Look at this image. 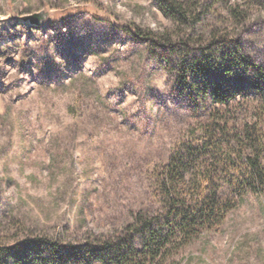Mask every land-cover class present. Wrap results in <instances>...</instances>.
<instances>
[{
  "label": "rangeland",
  "instance_id": "374dc122",
  "mask_svg": "<svg viewBox=\"0 0 264 264\" xmlns=\"http://www.w3.org/2000/svg\"><path fill=\"white\" fill-rule=\"evenodd\" d=\"M167 1L188 17L158 0H0L4 261L103 243L141 215L153 224L126 236L125 264H264L248 164L264 172V0ZM206 196L214 215L181 228ZM150 233L167 238L157 257Z\"/></svg>",
  "mask_w": 264,
  "mask_h": 264
},
{
  "label": "trees",
  "instance_id": "16d2710c",
  "mask_svg": "<svg viewBox=\"0 0 264 264\" xmlns=\"http://www.w3.org/2000/svg\"><path fill=\"white\" fill-rule=\"evenodd\" d=\"M158 3L166 15L172 14L179 18L186 19L190 12L189 8L182 4H178L177 2L158 0ZM131 31L136 36L140 37V39L158 43V38L156 37L152 38L149 35H141L135 30ZM259 79L260 80H258L255 85V89L259 94L264 95V75L263 77H259ZM224 94V92H218V89L215 90V95L217 99H219V102L226 101ZM248 164L250 165L253 174L256 176L255 179L258 182V185L264 183V172L260 170V166L252 163V160H249ZM209 199L210 198L207 196L204 197V200H202L203 204L196 210H193L191 206H187L186 208L182 207L178 210L175 217L181 219L179 223L180 227L188 228L193 225V220L197 218L195 217V214L199 211L202 217H205V215H214L213 208H215V204L211 205ZM208 207H213V211L211 209L207 211L206 208ZM151 224H153V221H148L143 216L139 215L136 222L129 225L127 229L116 233L110 237L109 240L103 243H98L97 245L87 242L78 246L63 248L60 244L53 242L42 243L38 246L33 243H26L25 245L33 247V249L36 250L37 256L31 257L23 253L18 256L14 264H73V262L75 264H93L95 261H102L105 264H125L134 250V244H130V242L126 241V236L135 232L139 227V233H147L145 231L148 230V227ZM182 231L185 234L187 233L185 230ZM145 237V247L151 251V254H154V257L160 255L162 248H166L167 246V238L164 236L159 237L150 233L145 234ZM0 264L11 263L4 261L3 258L0 257Z\"/></svg>",
  "mask_w": 264,
  "mask_h": 264
}]
</instances>
